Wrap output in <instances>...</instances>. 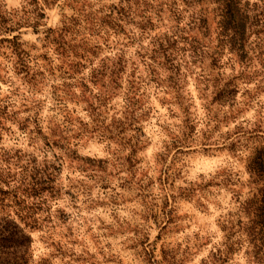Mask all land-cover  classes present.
I'll use <instances>...</instances> for the list:
<instances>
[{
  "label": "rangeland",
  "instance_id": "obj_1",
  "mask_svg": "<svg viewBox=\"0 0 264 264\" xmlns=\"http://www.w3.org/2000/svg\"><path fill=\"white\" fill-rule=\"evenodd\" d=\"M121 3L126 0H0V38L18 35L44 71L32 79V72L27 75L16 64L9 44H0V97L18 100L33 90L31 96L39 98L42 108L39 126L31 134L5 132L0 146L60 167L57 193L45 196L47 217L44 213L42 226L30 231L32 264H264L254 255L250 230L262 184L249 166L256 148L264 146V67L242 68L229 46L216 49L217 4L191 3L180 26L186 28L183 36L204 41L209 53L180 63L178 91L165 75L160 84L141 82L142 96L137 98L144 110L138 112V122L99 137L84 128L94 124L90 103L96 88L86 89L59 70L66 58L52 39L61 33L63 43L74 45L91 37L92 43H101L97 59H91L113 55L119 50L116 38L91 36L92 18ZM243 3L257 15L264 13V0ZM40 8L47 17L37 18L40 25L33 27L27 21ZM196 10L207 19L203 33L190 22ZM159 19L154 34L177 25L166 11ZM64 22L69 33L63 31ZM50 29L57 34L46 40ZM186 43L180 41L179 46ZM137 45L126 52L138 65L127 67L122 88L111 98L118 109L125 106L127 76L133 71L147 74L135 55ZM255 48L264 51V41ZM215 50L220 57L213 61L210 54ZM53 91L66 106L53 100ZM63 110L74 128L65 134L69 142L60 140L56 129ZM63 144L84 159L68 157ZM88 158L103 162L95 165Z\"/></svg>",
  "mask_w": 264,
  "mask_h": 264
},
{
  "label": "trees",
  "instance_id": "obj_2",
  "mask_svg": "<svg viewBox=\"0 0 264 264\" xmlns=\"http://www.w3.org/2000/svg\"><path fill=\"white\" fill-rule=\"evenodd\" d=\"M202 1L170 0L156 5L154 0H126L125 4L110 6L109 13L104 16L98 17L95 14L92 18L94 23L91 36L99 35L106 40L104 35H113L116 38L115 45L119 49L113 55L105 56L100 61H96L98 49L101 48L99 41L92 43L93 38L84 37L86 40L81 43L68 45L61 41V38L63 39L61 33L57 34L53 29L48 30L50 34L47 35L46 40L57 34L52 40L55 45L58 44L59 47L56 49L59 50V54L66 58L63 61L65 65H61L59 70H62L65 75H70L69 78L79 81L80 85L86 89L96 88L93 101L90 103L94 114V124L91 127L86 125L84 128H91L90 131L98 133L99 137H106L118 128L133 125V121H137L136 119L142 115L138 112L144 110L141 105H138L140 99L137 98L142 96L138 87L141 82L151 81L160 84L161 76L165 75L164 80L170 81L172 84L169 85L178 91L180 63L186 61L187 58L191 59L190 62H195L192 58H201L210 50L204 41L195 37L183 36L186 28L184 30L180 27L183 24L185 7L191 3L192 5L199 4ZM209 1L217 4L214 11L217 12L215 18H218L216 24L219 31L216 40L219 43L215 48L217 49L220 45L229 46L238 57V64L242 68L264 67V51L255 48L259 42L264 41V13L255 14L254 11L248 9V3H243V0ZM39 10L36 17L30 15L27 21L33 24V27L40 25L37 18L47 17L44 8ZM201 10L194 11L190 22L194 23L203 33L202 28L207 29V19L203 17L204 13ZM164 11L174 18L177 25L164 33L154 34L153 32L158 27L156 21L160 20V13ZM93 13L91 12L92 15ZM6 22L3 21V23ZM20 24L19 22L8 28V31H12ZM64 24L63 31L68 32V27L65 22ZM187 25L190 28V23ZM188 32L190 33L189 30ZM144 40L149 41L145 44ZM180 41L188 42L180 47ZM5 42L17 55L16 64L21 66L22 72H26L27 75L32 72V79L43 75L44 71L41 70L37 61L31 59V54L23 48L18 35L12 38H0V44ZM134 43L138 44L135 55L146 67L147 74L144 77L137 76L133 71L127 76L126 81L129 86L127 85L124 92L125 106L124 109H118L112 105L111 98L115 90L122 88L121 80L124 78L127 67L138 65V62H135L136 59L134 60L126 52V48ZM91 55L96 59H91ZM215 57H220L218 50L210 54L213 61H216ZM87 68L90 69L88 73H85L84 70ZM29 83L30 89H34V82L30 80ZM32 91L21 93L22 96H18V100L11 96L0 97V137L8 131L27 136L39 126L41 102L39 98L31 96ZM53 94V100L66 106L63 104V98L56 96L55 91ZM183 109L187 112L185 106ZM63 112H65L62 114L63 119H59L56 129L60 140L68 141L69 136L65 134L73 131L74 128L70 127L73 123L68 111L63 110ZM38 132L41 133L39 129ZM54 132L52 131V135L55 134ZM78 134L72 135V138L78 137ZM44 139L47 140L48 137L45 136ZM179 141L180 138L175 137L174 143ZM52 143L58 145L56 142ZM46 145L49 146L48 142ZM60 147L69 151L66 153L68 157H78L76 151L70 150V146L63 144ZM27 155L20 149L13 150L0 146V264L33 263L31 252L33 239L30 231L42 226L47 217V209L44 207L47 204L45 199L47 196H55L58 191L56 179L60 167L47 159L38 161ZM78 158L84 159L83 157ZM88 160L96 163L95 165L97 162H103L101 159L88 158ZM249 166L262 184L254 201V218L250 230L255 243L254 255L264 259V146L256 148Z\"/></svg>",
  "mask_w": 264,
  "mask_h": 264
}]
</instances>
